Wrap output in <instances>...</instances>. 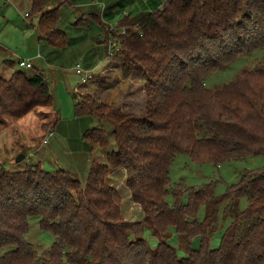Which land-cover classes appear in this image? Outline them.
I'll use <instances>...</instances> for the list:
<instances>
[{"label":"trees","instance_id":"16d2710c","mask_svg":"<svg viewBox=\"0 0 264 264\" xmlns=\"http://www.w3.org/2000/svg\"><path fill=\"white\" fill-rule=\"evenodd\" d=\"M54 1L55 7L45 8ZM70 3L32 0L27 15L38 13L40 38L56 49L69 43L59 24L61 9ZM141 14H125L106 42L112 40L109 54L125 69L147 78L143 114L76 94V115L101 122L84 133L91 152L110 144L105 123L113 128L107 162L92 158L85 182L40 163L18 171L0 168V248H8L0 264H264V168L242 173L222 195L213 183L196 189L184 181L172 185L170 176L180 153L216 164L264 155V65L220 88L205 83L243 51L264 49V0H162ZM54 105L38 67L0 76V126L6 116L18 119ZM119 168L144 212L141 221L124 217L121 194L108 182ZM241 196L248 197L245 209ZM203 204L207 213L200 219ZM221 208L231 222L213 247ZM34 216L54 236L42 254L25 237ZM146 228L158 240L155 247L145 239ZM173 230L184 254L169 241Z\"/></svg>","mask_w":264,"mask_h":264},{"label":"rangeland","instance_id":"374dc122","mask_svg":"<svg viewBox=\"0 0 264 264\" xmlns=\"http://www.w3.org/2000/svg\"><path fill=\"white\" fill-rule=\"evenodd\" d=\"M83 9H63L60 28L69 35V43L64 48H54L47 40L40 38L38 31V13H30L32 0H0V66L25 70L32 73V68L21 67L18 60L33 59L36 67L43 71L55 105L40 107L22 118L6 116L0 126V168L10 171L24 170L30 164L40 163L45 170L66 169L73 172L83 182L86 181L92 158L107 162V152L114 148L113 128L105 123L110 144L98 147L93 152L83 136L87 129L101 125L100 120L92 116H77L75 104L80 96L77 93L92 94L113 106L142 115L148 101L147 78L137 70L125 69L112 52V40L107 43L110 30L115 31L116 24L125 14L152 10L162 0H102ZM112 5L116 15L102 26L94 17L101 18L100 12ZM56 6L54 1L45 8ZM102 10L100 11V9ZM62 10V9H61ZM88 13L89 15H87ZM141 14V15H142ZM94 15V16H93ZM100 15V16H99ZM139 15V14H138ZM114 41V40H113ZM114 49V48H113ZM111 50V51H110ZM41 53V58H36ZM92 69L91 78L83 82L75 66L77 63ZM264 65V49L251 48L243 51L235 60L218 69L205 80L208 89H216L239 79L247 70H256ZM0 68V72H1ZM47 139V142H45ZM26 154L21 161L17 156ZM264 168V155H248L245 158H233L221 164L205 161L197 162L185 153L177 154L170 166L172 185L184 181L188 187L201 188L208 183L214 184L216 195L225 194L228 188L236 183L240 175L247 170L257 171ZM108 182L115 186L122 197V212L129 221H141L144 212L139 204L133 201L131 191L126 184V172L123 168L112 169ZM172 203V199H168ZM188 201L186 191L183 202ZM241 209L248 206V197L238 199ZM207 206L203 204L198 217L204 219ZM26 239L42 254L54 241L53 233L40 227L39 217H31ZM230 218L220 211V223L211 237V246L217 247L223 231L230 224ZM145 239L153 247L158 243L149 228L145 229ZM170 243L177 247L180 254L178 238L173 230ZM200 239L196 238L193 247L197 248ZM8 248H0V256Z\"/></svg>","mask_w":264,"mask_h":264},{"label":"crops","instance_id":"0c3cea01","mask_svg":"<svg viewBox=\"0 0 264 264\" xmlns=\"http://www.w3.org/2000/svg\"><path fill=\"white\" fill-rule=\"evenodd\" d=\"M96 1H98L100 3L103 2L102 0H72V3L65 5V7H68L66 10H71V9L78 10V9L81 8V9H83V13H84L85 10H88V9H86L87 5H95ZM65 7H63L62 10H61V12H62L61 21L63 19V9ZM101 10H102V8L100 9V11ZM116 11L117 10H115V8L112 5H110L108 7V9H104L102 12H100L102 21H101V19L99 20V17H94L95 19L92 20V21L93 22L97 21L102 26V22L106 23V20H107V22H110L111 20L114 19L115 15H116ZM88 13H89V10H88ZM88 13H86V14L89 15ZM41 57L42 56L36 57V58H41ZM11 63H12L11 61H6L7 65H1L0 66V68L2 70L0 72V76L9 77L15 70H17V69L14 70L12 67L9 66V64H11ZM33 66H35L34 63H33Z\"/></svg>","mask_w":264,"mask_h":264},{"label":"built area","instance_id":"2783aa9c","mask_svg":"<svg viewBox=\"0 0 264 264\" xmlns=\"http://www.w3.org/2000/svg\"><path fill=\"white\" fill-rule=\"evenodd\" d=\"M28 15V13L26 14V16ZM42 56L41 53L38 54L37 57H40ZM19 65L21 67H26V68H32L33 67V61L32 59L30 58H27V59H19L18 61ZM76 71L78 74H81L82 75V78H83V82H87L88 79L91 77L92 75V71L90 69H87L85 68L84 66H82L81 64H77L76 65ZM45 142H47V139H45Z\"/></svg>","mask_w":264,"mask_h":264},{"label":"water","instance_id":"95a60500","mask_svg":"<svg viewBox=\"0 0 264 264\" xmlns=\"http://www.w3.org/2000/svg\"><path fill=\"white\" fill-rule=\"evenodd\" d=\"M25 157H26V154H20L19 156H17L16 161H21Z\"/></svg>","mask_w":264,"mask_h":264}]
</instances>
